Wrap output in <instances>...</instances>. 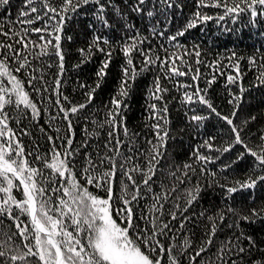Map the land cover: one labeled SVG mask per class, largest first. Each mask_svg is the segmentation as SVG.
Wrapping results in <instances>:
<instances>
[{"label":"snow or ice","instance_id":"obj_1","mask_svg":"<svg viewBox=\"0 0 264 264\" xmlns=\"http://www.w3.org/2000/svg\"><path fill=\"white\" fill-rule=\"evenodd\" d=\"M191 2L194 10L184 15L189 0H22L26 7L18 10L17 21L29 26L40 21L43 26L21 29L18 37L17 32L0 27L15 41H0V231L4 236L0 264H264V237L249 235L240 227L242 220L264 219V199L258 200L255 194L258 185L264 188V126L242 136L256 116L237 117L246 90L240 74L243 57L230 50L226 56L217 53V58L203 61L214 72L205 74L201 88L199 66L205 50L195 41L189 45L180 39L208 21L217 25L237 22L245 13L250 25L264 22V0ZM8 3L0 0V4ZM79 17L86 18L83 27L70 34L66 22ZM29 31L40 34L38 40L32 41ZM62 42L79 44L73 68L100 57L93 84L78 83L82 100L77 102L61 91L65 57L70 54ZM36 48L37 55L49 57V66L58 68L51 86L43 74L35 75L29 63L27 52ZM116 55L122 62L117 65L115 94L90 111ZM247 60L251 65L257 57L250 55ZM225 66L235 70V74L227 73L225 84L239 82L238 92L227 88L233 106L230 114L214 105L208 91L217 80L215 72L225 75L221 71ZM149 72L153 79L147 97L159 103L148 104L144 129L150 135L142 136L128 127L123 109L128 107L125 100L137 78ZM162 77L171 81L170 87L162 83ZM34 81H40V86ZM256 86L264 88V74L254 77L247 87ZM49 90L55 93V110L43 109L49 113L45 127L39 123L43 99L38 104L33 94L43 98ZM172 91L179 93V106L191 126L203 132L213 116L228 126L227 134L221 130L202 135L191 159L180 165L167 155L168 141L174 138L168 115L169 104L176 99ZM219 136L223 139L218 142ZM25 137L30 141L27 148ZM237 145L242 151L235 152L234 159L220 163L219 170L209 166L230 150L234 152ZM248 155L253 159L242 177L231 171L222 175ZM189 172L197 174L195 183L185 186L182 195L173 196L179 187L175 180L190 181ZM165 177L175 180L169 186ZM206 186L221 189L220 205L192 212ZM244 190H249L246 199L255 207L233 206V194ZM226 219L231 232L219 239L220 225Z\"/></svg>","mask_w":264,"mask_h":264},{"label":"trees","instance_id":"obj_2","mask_svg":"<svg viewBox=\"0 0 264 264\" xmlns=\"http://www.w3.org/2000/svg\"><path fill=\"white\" fill-rule=\"evenodd\" d=\"M55 2V0H54ZM21 7H26L22 4V0H9L8 5L0 4V27H3L5 32H17V37L22 35L21 29H27L29 27H42V23L40 21H35L31 26L25 23H21L17 21L16 17L18 15V10ZM194 10L191 0H189L188 7L182 10L184 15H187L190 11ZM211 12L210 9H206ZM31 13L29 14V18L31 17ZM21 21L24 20V17L20 18ZM86 18L79 17L68 20L66 23L68 27L66 31L70 34L75 35L77 31L83 27ZM177 21L174 20V23ZM138 26H140L139 21H137ZM32 38V41H36L39 38L40 34L32 33L31 31L27 34ZM181 43H188L195 41L200 45L202 49L205 51L201 54L202 63L199 66L201 77L199 79V84L201 88L205 87L204 76L207 73H213V68L210 67L208 63L203 61H210L214 58H217V53L222 55H227L230 50H235L237 52V56L243 57L240 60V74L242 76V81L245 85V92L243 94L242 99L240 100L239 108L237 109V117L244 118L246 116L255 115L256 120L250 121L248 127L245 129V133H242V136L245 135L249 130L253 133L257 132L261 126H264V88L256 86L253 88H248L249 84L254 83V77L258 74H264V67H261V64H264V60H261V57H264V22L258 20L255 25H250L247 20V14H243L241 19L237 22H233L231 20L222 21L219 25H217L214 21H208L203 26H197L195 29L191 30L190 34H187L186 37H182ZM0 41L5 43L15 41L10 36H5L2 32H0ZM147 46V45H146ZM17 48L20 47L19 44L16 45ZM62 47L70 50V54L65 57V73L61 77V91L62 93L68 95L73 102H77L82 100L81 89L78 87L79 82H86L89 85H92L95 80V68L98 65V61L100 57L94 56L91 61L86 62L85 64L80 65L79 68H73L72 65L78 63V52L76 48L79 47V44L73 45L72 43H63ZM39 53V48L35 50H29L27 52V56L29 57V63L31 68L35 71V75L39 77L40 75H44L45 80L51 86L53 82V75L58 71V68L53 64L49 66L47 64V60L49 57L43 55H37ZM250 55H256L257 60L253 64H249L247 57ZM9 60H13L12 56L8 57ZM53 61H55V57H51ZM122 62L120 55L114 56V63L109 65V73L108 76L102 81L100 88L96 90L94 103L91 106V109H97L100 105L107 103L112 95L115 94L116 88L118 86V67L117 65ZM222 65H225V61H221ZM11 66V65H10ZM195 64L193 63V71H195ZM46 69L45 72L42 73L41 69ZM183 71H188V69H183ZM221 71L225 73V75L221 76L219 72H215L217 75V80L214 81L211 87L208 89L211 99L214 105L224 114H230L232 110V105L229 103L230 93L227 91L228 87H231L232 92H238V84L239 82L226 85V75L229 71L235 74L234 69H230L228 67H222ZM21 77L25 76L24 70H21ZM153 79V74L151 72L144 74L137 78L136 83L133 86V89L130 92V97L126 98L125 103H127L128 107L123 109V114L127 118L126 123L130 129L136 132H141V135H150L149 129H144L145 117L148 115V104L151 102L159 103L158 101H150L147 97V92L149 89V85L151 84ZM182 81L185 77H178ZM188 83H192L191 76L186 78ZM37 87L40 86V81H34ZM162 83L165 86L170 87L171 81L162 77ZM29 89L31 86L26 85ZM194 90V88H193ZM48 96H52L53 100H49ZM171 96H175L176 99L172 100L169 104V117L171 119L170 124V138L168 141V154L172 161H174L175 165H180L183 162L191 159V152L195 145L200 142L201 136L205 134H214L219 133L223 130V133H228V126L225 122L218 120L215 116H213L210 121L205 122V129L203 132L198 130L197 128L191 126L186 122V117L179 106V93L176 91H172ZM54 91H46L44 93L43 98L40 95L33 94V99L37 101L38 104L41 103V99H43L42 105V116L39 123L44 124L45 127H48L47 120L49 113L43 111L44 108L51 107V109L55 110L54 104ZM166 99H170L169 96L166 95ZM67 106V105H66ZM23 107V105H22ZM194 107H197L194 105ZM203 110V109H199ZM99 116L102 119L104 117V112L101 110L99 112ZM235 123H239L237 118H234ZM15 126V125H13ZM82 131V125L77 126V140H79ZM55 135V133H53ZM121 138L123 139V134L121 133ZM220 139H223V136L218 137V142ZM42 142V141H41ZM254 143H259L258 139L253 138ZM24 143L27 148L30 143L27 137L24 138ZM251 146V145H250ZM201 151H205L203 148ZM242 151V148L237 145L235 146V151H231L230 153H225L221 156L220 161H212L209 166L215 170H219L220 163L228 162V160L235 158V152ZM212 155H217V153L213 152ZM253 158L248 155L242 161H237L232 169L225 170L222 175L228 176L231 171L235 176L242 177L243 173L250 166V162ZM199 169H197V172ZM180 173L176 172V176H179ZM188 176L191 177V180H185L184 183H180L179 180H175V177L168 178L165 177V183L171 184L172 180L179 185L175 192H173V196L180 194L182 195V189L189 184L195 183L197 179V174L193 172H189ZM139 182V180H137ZM200 182L205 183L204 177H200ZM93 191H98L95 188H92ZM16 194L19 196V190L14 189ZM249 190H244L243 192H237L233 194V199L235 201L234 207L240 204H243V208L246 210L247 208L255 207V204H252L247 201L246 197ZM99 194H103L99 192ZM255 194L257 199H264V188H261L259 185L255 189ZM221 203V189L219 187H205L203 189L200 203L195 205L191 211L196 212L198 208L201 206H208L212 204L213 206H218ZM169 205H165V209L167 210ZM15 214V212H14ZM23 219V218H22ZM228 223L227 219L221 223L220 225V235L219 239H223L225 236L230 234L231 230L228 229L225 225ZM240 227L246 231L247 234L253 235L255 237H264V219H257L254 221H241ZM238 234V233H237ZM200 233L197 232V237H199ZM3 232L0 231V239H3ZM13 240L17 243L19 242L18 237H13ZM215 251V249H213Z\"/></svg>","mask_w":264,"mask_h":264}]
</instances>
